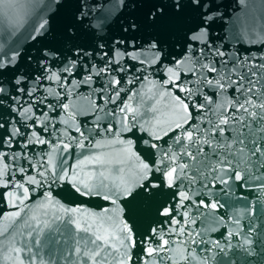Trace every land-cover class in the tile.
<instances>
[{"label": "water", "instance_id": "obj_1", "mask_svg": "<svg viewBox=\"0 0 264 264\" xmlns=\"http://www.w3.org/2000/svg\"><path fill=\"white\" fill-rule=\"evenodd\" d=\"M160 5L165 8L163 20L155 25L148 23L149 13ZM214 9L216 15L207 25L208 31L191 40L199 16L190 9L176 13L171 0H0V86L5 87L0 93V124L4 125L0 140L6 130L16 133L8 143H0V168L7 165L0 179L9 182L7 188L0 186V232H4L0 236V264H17L12 259L17 255L13 250L16 247L24 249L21 258L41 249L47 251V238L56 229L69 236L65 251L74 246L70 238L74 226L67 225L66 217L53 219L62 215L60 205L95 213L108 209L118 221H127L137 241L131 250L132 264H264V168L246 171L247 166L241 165L237 169L233 161V168L243 179H232L235 171L222 170L220 176L227 180L222 183L216 171L205 170L201 177L190 166L185 170L190 175L176 181L179 187L167 188L161 182L162 173L154 168L148 179H143L138 173L139 161L128 159L123 152L131 140L136 155L150 165L168 168L169 149L177 156V164L185 162L188 158L182 154L181 144L191 145L183 134L191 130L194 139L198 138L219 120L223 111L220 106H227L234 98V87L213 86L220 73H225L220 83L226 85L227 70L233 65L238 67L231 74L233 80L243 73L264 75V68L257 67L264 65V0H214ZM45 20L46 27L32 39L35 26ZM133 20L139 25L136 30L128 27ZM69 26L76 33L71 40L67 39ZM154 38L163 49L160 55L159 49L149 46ZM76 48L90 55L75 56ZM45 49L58 52V57H44ZM69 57L77 62L65 71ZM182 58L183 63L177 66ZM42 59L46 60L43 66L39 63ZM169 68L176 75L169 73ZM21 77V83L14 85ZM205 79L212 80L213 85L206 84ZM16 87L24 91L16 92ZM177 96L188 104L191 114L178 129L173 122L184 113L177 105ZM153 133L161 138L154 139ZM37 137L45 143H39ZM120 140L125 143L120 144ZM145 141L157 147L153 149ZM203 150L206 155L212 151L207 144ZM96 156L101 160L77 168L81 160ZM209 159L215 162L217 157ZM61 161L70 175L79 173L80 178H87L89 173L99 178L103 172L108 177L105 192L123 180L131 195L112 204L103 195L76 193L67 180L52 183L51 172L60 173ZM41 171L44 177L39 175ZM32 176L41 183H28ZM153 181L160 187L141 195V185ZM16 184L29 189V198L18 208L3 195L9 191L21 194L22 189L12 187ZM178 191L190 197L183 201V207L178 204ZM49 193L51 202L47 200ZM45 204L49 206L41 207ZM210 204L216 207L204 206ZM164 206L173 209L179 225L162 223L173 218L160 214ZM20 209L21 216L15 221L3 218ZM33 215L36 221L30 219ZM36 224L40 228H35ZM181 226L183 235L172 232ZM152 229L170 242L176 241L173 249H185L183 255L188 259H178L180 253L171 249L148 257V244L140 241L147 240ZM156 242L152 236L149 243L155 247ZM40 259L36 256L34 264H40ZM84 259L75 253L67 259L61 255L57 264ZM25 264H29L27 259Z\"/></svg>", "mask_w": 264, "mask_h": 264}, {"label": "snow or ice", "instance_id": "obj_2", "mask_svg": "<svg viewBox=\"0 0 264 264\" xmlns=\"http://www.w3.org/2000/svg\"><path fill=\"white\" fill-rule=\"evenodd\" d=\"M171 7L176 13H182L184 9H190L193 13L198 14L200 23L190 34L189 39L191 40L199 39L202 34H205L208 31L207 25L216 15L214 0H171ZM164 15V6H157L149 13L147 21L148 23L155 25L163 20ZM79 19H81V16H77V20ZM47 23L48 22L45 20L36 25L35 34L31 38L35 39V35H38L39 31L44 29ZM128 27L132 30H136L139 25L135 22V20H133L129 23ZM75 35L76 33L74 29L69 26L67 29V39L71 40L75 37ZM149 46L152 49H159L157 55L163 53L159 40L155 38L152 39ZM73 54L81 58L83 56L90 55L87 50L81 48L74 49ZM217 54L223 55V53L220 52ZM58 55L59 54L56 51H49L47 49L43 51L44 57L57 58ZM76 62L77 61L72 60L71 57H69L68 64L64 70H70ZM39 63L43 66L46 63V60L42 59ZM181 63H183V58L177 61V66ZM203 67L207 68L208 65H203ZM257 67L264 68V65H258ZM44 70L45 72L48 71L47 68ZM167 71L176 75L172 68H169ZM209 71H216V69L209 68ZM234 71H238V67L236 65H233L232 69L227 70V85L220 83V80L225 79L224 72L220 73V79L216 81L215 85H213L212 80L205 79L206 84L213 85L218 89L234 87L235 95L234 98L228 102L227 106H220L223 111L220 114L219 120L212 122L208 128L204 129L200 133L198 138L194 139L193 132L191 130H188L183 134L184 138L191 145V148H188L187 145L181 144V150H183L182 154L188 158L185 162L177 164V156L172 154L171 149H169L168 153H166L170 161L168 168L157 167L155 163L150 165L136 155L133 151L131 140L127 142V146L123 149V152L127 154L128 159L134 158L139 161L137 166L138 173L143 179H148L149 174L152 173L155 168L157 172L162 173L161 182L164 183V186L167 188H173L174 186L179 187V185L176 184L178 179L182 181L186 176L190 175V173L185 171L190 166L192 167V170L198 173L201 177L203 176L205 170H208L209 172L216 171L217 178H220L222 183H227V180L221 178L220 176L222 170H233L235 171V175L232 179H243L241 172L233 168V161H235L237 169L241 165L247 166L245 169L246 171L251 168H264V83H262L264 82V75L251 72V69L249 68L251 75L243 73L238 75L237 78L233 80L231 78V74ZM253 77H255V79ZM21 79L23 78H17L14 81V85H19L21 83ZM116 83H119V81H116ZM180 90L185 91L186 89L181 88ZM15 91L23 92L24 89L16 87ZM4 92L5 87L0 86V93ZM205 99L207 100L208 98L206 97ZM175 100L179 109H181L184 113V115L180 116L179 119H176L173 122L174 127L178 129L183 127V124L187 122L191 114L188 112V104L184 103L183 99L177 96ZM124 107L127 108L128 111H135L130 106ZM201 107L203 106L201 105ZM25 111H29V109H25ZM3 127L4 125L0 124V128ZM76 130L79 131L78 128ZM130 130L131 129L129 128V131ZM16 132H19V129H17ZM205 133L207 134L206 136ZM217 133L219 135H217ZM226 133H230V135H226ZM15 134L16 133L11 132L10 130H6L3 139L0 140V143H8ZM165 134L167 133L165 132ZM152 135L156 140L161 138L156 133H153ZM179 135L180 134H178V136ZM81 136H83V133H81ZM37 141L41 144L45 143V141L40 140L39 137H37ZM119 143L123 145L125 142L120 140ZM145 143L150 142L145 141ZM204 144H207L212 149V151L207 155L203 150ZM79 146L81 148L84 147L83 143H80ZM63 147L64 149H67L69 145L65 143ZM96 147H101V145L97 144ZM150 147L154 149L157 145L150 143ZM192 149L195 150V154H193ZM212 155L217 157L215 162H211L209 159ZM2 158V155H0V159ZM93 160L100 161L101 157H89L88 159L81 160V162L77 164V168L90 164ZM161 160L163 161V156L161 157ZM49 161H51V157H49ZM63 164L64 162L61 161V171L58 175L54 170L51 172L52 183L67 180V182L75 189L76 193H79L80 195H103V198L105 200H110L112 204H116L117 200L120 198L131 195V189L124 186L123 180H121V182L117 184L112 191L105 192L104 189L107 188V185L104 181L107 180L108 177L105 176L103 172L100 173L99 178L96 177L95 173H89L87 178H80L79 173L70 175L69 172L64 169ZM6 171L7 165L5 164L3 168H0V177H3ZM39 175L44 177L45 172L41 171ZM194 180L195 178H193V181ZM93 181L97 182L94 183ZM28 183L39 185L41 181H38L34 176H32L28 178ZM0 186L7 188L9 186V182L0 179ZM12 187L20 188L23 191L21 194L9 191L3 195L10 200L12 207L18 208L19 205L24 203V200L29 198V189L24 187L23 184H16ZM141 187L144 188V193L141 195H144L152 189L160 187V184L153 181L147 185H141ZM32 191H35V189ZM176 195L179 196L178 204L181 207H183V201L190 199L188 193L185 191H178ZM146 198L148 197L146 196ZM17 200L19 201V204H17ZM47 200L49 202L52 201L50 193L47 196ZM201 204H203V201H201ZM48 206V204H45L41 207L47 208ZM204 206L211 208L216 207L215 204ZM21 211H23V209L13 212L9 216L3 218L15 221L20 218ZM58 211L62 215L59 217L54 215L53 219H63L66 217L67 225L74 226L70 233V238L74 246H70L67 251H65L64 246L68 244L69 236H66L64 231L56 229L50 232L47 238V251L41 249L32 256L21 258L20 253H22L24 249L20 247L14 248L13 250L17 255L12 257V259L16 260L17 264H25V259L28 260L29 264H34L36 256H40V264H45V257L47 258V264H57L59 256L62 255L67 259V257L73 253L77 256L82 255L86 259L82 261H69V264H88V261H91V264H132L133 257L131 250L136 247L137 241L135 239V233L127 221H118L111 214H109L108 209H103L100 213H95L85 211L84 209L78 207H65L60 205ZM160 214L163 216H173V209L171 207L164 206L160 210ZM183 215L187 216V212H184ZM30 219L32 221H36L38 218L33 215ZM162 223L179 225L180 221L176 220L173 216L171 220L164 221ZM192 223H195V221L193 220ZM25 224L28 227H33V225L28 222H25ZM40 226V224H36L34 227L40 228ZM47 226V223H45L44 227ZM150 231L151 235L148 239L146 240L142 238L140 241L141 244H148L145 249L148 257L159 255L166 249H171L180 253L178 259H188V257L183 255V252L186 251L185 249H173L172 246L176 245V241L170 242L168 239H165L163 233L158 234L156 229H152ZM172 232L178 235H183L184 227L181 226L178 229L174 228L172 229ZM77 233H83V235L77 236ZM3 235L4 232H0V236ZM28 235L31 237V232H29ZM188 235H191V233ZM197 235H199V233H197ZM152 236H155L158 241L156 242L155 247L152 246V243H149ZM33 243L37 246L40 245L39 240H34ZM81 245H83L82 248ZM25 247H27L28 251L31 252V247H28L27 243L25 244ZM5 258L7 259L8 257ZM192 259H196V257L193 255ZM141 264H147V261H141ZM156 264H160V262L157 261Z\"/></svg>", "mask_w": 264, "mask_h": 264}]
</instances>
